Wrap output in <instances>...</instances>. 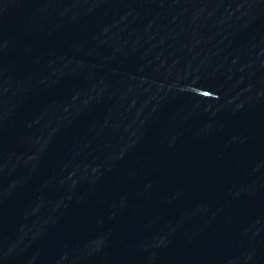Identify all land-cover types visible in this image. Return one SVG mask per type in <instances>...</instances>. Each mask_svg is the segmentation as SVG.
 <instances>
[{
	"label": "water",
	"instance_id": "obj_1",
	"mask_svg": "<svg viewBox=\"0 0 264 264\" xmlns=\"http://www.w3.org/2000/svg\"><path fill=\"white\" fill-rule=\"evenodd\" d=\"M0 264H264V0H0Z\"/></svg>",
	"mask_w": 264,
	"mask_h": 264
}]
</instances>
